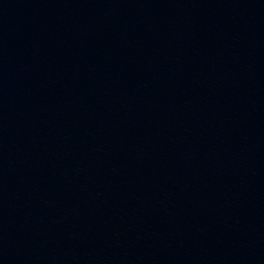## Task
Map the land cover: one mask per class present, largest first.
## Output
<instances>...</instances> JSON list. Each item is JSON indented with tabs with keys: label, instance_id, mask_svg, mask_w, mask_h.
Returning a JSON list of instances; mask_svg holds the SVG:
<instances>
[{
	"label": "water",
	"instance_id": "water-1",
	"mask_svg": "<svg viewBox=\"0 0 264 264\" xmlns=\"http://www.w3.org/2000/svg\"><path fill=\"white\" fill-rule=\"evenodd\" d=\"M0 264H205L144 0H0Z\"/></svg>",
	"mask_w": 264,
	"mask_h": 264
}]
</instances>
